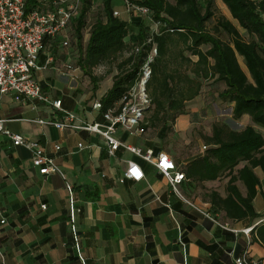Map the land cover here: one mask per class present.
Wrapping results in <instances>:
<instances>
[{
	"label": "crops",
	"instance_id": "1",
	"mask_svg": "<svg viewBox=\"0 0 264 264\" xmlns=\"http://www.w3.org/2000/svg\"><path fill=\"white\" fill-rule=\"evenodd\" d=\"M134 32L130 29L127 43L135 41L137 29ZM68 34L72 37L69 48L63 47L61 38L47 43L40 64L43 66L49 57L54 63L36 72L34 78L50 99L61 100L63 109L75 113L81 122L103 123L101 112L93 105L112 88L115 75L110 80L92 82L79 64L89 41L85 40L86 29L81 45L77 43L74 24ZM67 64L79 70L68 74ZM62 116L35 100L18 103L5 96L0 103V119L7 121L6 128L38 141L64 173V177L57 173L39 175L31 152L15 147L0 135V207L6 220L0 224V264H236L245 253L254 264H264V247L252 241L251 232L244 233L264 222V174L260 169L255 170L261 185L253 202L259 218L254 220L230 219L210 202L212 192L227 197V173L215 181L187 178L179 185L186 200L209 206L221 225L235 231L225 230L182 200L154 166L135 154L120 148L115 156H110L100 135L81 130L59 131L34 122ZM245 118L247 124L243 128L251 124L247 116L242 120ZM190 121L186 111L175 124L178 140H184L186 145L190 144ZM148 131L136 136L120 127L116 137L144 151L153 150L155 155L166 154L181 171L205 155L203 148L171 153L165 148L166 138L162 140L160 133ZM79 144L84 148L79 149ZM130 161L139 165L145 177L140 182L128 180L121 184L119 180ZM245 164L241 163L234 174ZM67 183L72 186L77 209L78 250ZM235 185L246 197V186L241 181Z\"/></svg>",
	"mask_w": 264,
	"mask_h": 264
},
{
	"label": "trees",
	"instance_id": "2",
	"mask_svg": "<svg viewBox=\"0 0 264 264\" xmlns=\"http://www.w3.org/2000/svg\"><path fill=\"white\" fill-rule=\"evenodd\" d=\"M42 2L27 0L26 12ZM129 2L147 7L159 28L151 34L149 27L136 18L132 24L137 36L133 43H127L130 23L114 16V0H103V15L89 25L90 38L79 62L95 84L100 78L93 74L94 68L118 62L113 86L101 99L102 111L119 108L124 95L140 82L143 67L154 49L151 76L146 83L151 98L146 115L151 112V116L145 119V128L159 129L162 140L173 131L177 119L186 114V104L201 95L206 82L223 83L225 88L218 97L233 106V120L247 116L251 124L241 130H232L225 123L214 124L211 135L203 137L205 155L190 162L183 172L196 182L215 181L227 173L230 177L227 197L212 192L210 202L233 220L259 218L253 202L261 185L255 170L264 174V135L259 130L264 129V0H222L232 18L248 34V41L224 18L214 31L208 30L207 24L215 15L214 0ZM92 8L93 0H83L80 16L74 23L80 45L84 29L89 27ZM217 32H223L229 40H222ZM136 48H140L137 54ZM241 163L246 164L234 174ZM237 181L246 186V197L235 185ZM251 238L264 247V222L253 228Z\"/></svg>",
	"mask_w": 264,
	"mask_h": 264
},
{
	"label": "built area",
	"instance_id": "3",
	"mask_svg": "<svg viewBox=\"0 0 264 264\" xmlns=\"http://www.w3.org/2000/svg\"><path fill=\"white\" fill-rule=\"evenodd\" d=\"M42 5L26 12L27 0H0V103L5 96H11L15 102L23 103L27 100H35L51 106L56 112L63 114L61 119H49L34 121L40 125L53 126L59 131H87L102 137L110 156H115L120 148L135 154L145 162L154 166L169 182L173 191L182 198L188 205L203 215L205 218L218 224L225 230L235 231L226 225H221L214 217L209 206H198L186 200L179 191V185L185 181L186 175L178 170L174 161L166 154L155 155L153 150H142L121 142L117 137V130L123 127L130 135L141 136L146 133L145 119L146 112L151 106V98L146 90V83L151 76L150 62L156 54L152 51L148 63L143 67V76L138 84L130 89L119 103V108L102 111V102L96 101L94 109L101 112L103 123L81 122L75 113L63 109L61 100L50 99L46 95L34 74L47 68L54 63L49 57L45 64H40V56L45 50L49 41L61 38L64 48H69L72 37L68 29L80 16L83 7V0H42ZM130 10L142 16H150L152 12L140 5L131 4L126 1ZM115 17H120L118 11H114ZM90 27L86 28V41L90 38ZM150 42V41H149ZM140 48L135 49L139 53ZM68 74H73L79 69L72 64L65 66ZM6 120L0 119V135L10 140L15 147H22L31 152L32 164L39 175L47 177L57 173L64 177L63 171L55 164L54 159L46 154L45 148L38 141H30L20 134L13 133L5 126ZM79 144V149H83ZM60 150V147H57ZM203 150H207L203 146ZM145 175L137 163L130 161L124 176L119 180L121 184L126 181L140 182ZM69 191L70 218L72 232L74 234L75 246L78 250V238L76 229L77 209L73 197L72 186L67 183ZM46 209V205L42 206ZM6 220L2 218L0 207V224L4 225ZM251 229H245L244 233L249 234ZM79 252V251H78ZM83 261V260H82ZM83 264L85 262L83 261ZM236 264H254L245 253L236 260Z\"/></svg>",
	"mask_w": 264,
	"mask_h": 264
},
{
	"label": "rangeland",
	"instance_id": "4",
	"mask_svg": "<svg viewBox=\"0 0 264 264\" xmlns=\"http://www.w3.org/2000/svg\"><path fill=\"white\" fill-rule=\"evenodd\" d=\"M126 1L129 0H114V10L120 13V20L129 22V27L132 30L133 34L136 29L132 24L136 18L143 21V23L149 27V30L153 33L158 32L159 24L154 21L153 15L150 16H142L137 12L130 10L127 6ZM173 2V0H168ZM215 2V15L212 20L207 24V28L209 31H214L215 27L218 25V22L224 18L230 22H232L237 29L239 30L241 36L244 40L248 41V34L239 26L238 22L234 20L226 7V5L222 2V0H214ZM103 15V0H94L93 8L89 12L88 16V26L92 25L98 17ZM131 18V20H130ZM90 27V26H89ZM150 32V33H151ZM218 33V32H217ZM152 34V33H151ZM222 40L228 41L229 37H227L223 32H219L217 34ZM73 41V40H72ZM75 43V40L73 41ZM127 56V54L125 55ZM121 60V59H120ZM119 60V61H120ZM196 60V58H194ZM239 62L244 69V71L248 74V71L243 63V60L239 58ZM118 62H114L113 64H105L98 66L93 69V74L97 77H100L103 81L110 80L114 75L118 73L117 70ZM89 79V78H88ZM225 86L223 83H213L206 82L204 85V89L200 96L194 99L191 102H188L186 105V111L191 119L189 125L190 128L187 132L188 141H190L188 145L180 140H178L179 134L176 131L175 125L173 126V131L169 133L166 138L165 148L169 152L179 153V152H187V149L196 148L198 151L202 150L205 145L204 136H207V133L212 132L213 125L216 123H225L232 130H241L243 129V125L247 124V120L235 121L232 118V105L223 102L219 99L218 94L224 90ZM151 112H148L146 115V119L150 118ZM176 124V123H175ZM260 130V129H259ZM264 135V130H260ZM150 133L158 134L161 131L156 128H150Z\"/></svg>",
	"mask_w": 264,
	"mask_h": 264
}]
</instances>
